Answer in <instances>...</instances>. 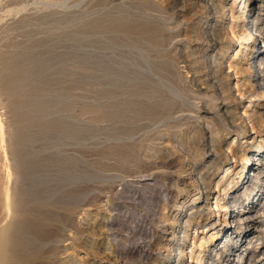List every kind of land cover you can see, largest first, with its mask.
Wrapping results in <instances>:
<instances>
[{
  "label": "rangeland",
  "instance_id": "374dc122",
  "mask_svg": "<svg viewBox=\"0 0 264 264\" xmlns=\"http://www.w3.org/2000/svg\"><path fill=\"white\" fill-rule=\"evenodd\" d=\"M200 1L208 12L217 1L231 5L232 17L227 10L226 16L199 15L194 0H0V225L9 219L20 224L31 243L21 259L198 264L188 258L194 251L199 264H237L239 255L243 264L264 249L260 228L240 248L226 241L245 232L239 217L229 214L250 211V223L264 226V124L255 132L246 119L251 110L264 113V98L256 89L252 102L236 87L264 67L253 62L255 53L264 55V36L255 34L252 51L244 48L237 37L246 36L252 19L239 18L231 0ZM261 5L255 15L264 23V0ZM229 26L234 38L218 39ZM235 64L242 74H234ZM198 78L216 88L220 115L233 126L225 134L219 135L223 123L200 93L190 103L203 105V121L178 112L189 106L183 92L204 90ZM246 155V162L240 159ZM162 165L172 168L165 176ZM188 167L199 190L187 178ZM131 172L141 176L105 178ZM241 174L245 179L236 182ZM6 185L10 211L4 208ZM194 192L198 203L190 200ZM219 195L230 206L223 218L231 230L197 253L192 242L219 224ZM113 204L117 210L110 212ZM187 222L185 255L177 257ZM107 224L120 239L108 238Z\"/></svg>",
  "mask_w": 264,
  "mask_h": 264
},
{
  "label": "bare ground",
  "instance_id": "6f19581e",
  "mask_svg": "<svg viewBox=\"0 0 264 264\" xmlns=\"http://www.w3.org/2000/svg\"><path fill=\"white\" fill-rule=\"evenodd\" d=\"M124 2V1H123ZM122 2V3H123ZM231 4H235L237 7V10H239V13L241 14L239 18L244 19L245 17L248 19H252L250 20V30L246 31L243 33L244 35H246L245 37L243 36L242 38V34L237 37L239 39H243V43H244V48H249L250 51H252L253 49V44L255 42V38L256 35H261L264 36V23L263 22H258V17L255 15L256 10H258V7H261L262 5V0H231ZM259 5V6H258ZM193 6L195 8V11L197 12V14L199 15H203V14H213L214 16L217 14H221L223 16H226L227 11H229V16L232 17V10L233 7L231 5H229L228 9H226V4L222 1H217V3L212 4V8L211 10H206V6L202 4V2L200 0H194L193 2ZM249 8V10L247 11L246 9ZM161 16V15H160ZM213 17V16H212ZM244 22V21H243ZM231 24V23H230ZM235 27V26H234ZM249 27V26H248ZM226 30V29H225ZM232 31V26H229V34L226 33V31L222 30L219 32V35L217 36L218 39L223 40L224 39H229L232 40L234 38ZM252 32H254L252 34ZM241 33V32H240ZM239 34V33H238ZM197 37H201V31H197ZM260 37V36H259ZM237 39V40H239ZM214 40V39H213ZM236 40V39H235ZM196 41V40H195ZM239 42V41H238ZM262 43L264 44V39H262ZM197 50V49H196ZM244 52V51H243ZM251 53V52H250ZM239 55L238 53H235V57ZM253 56V55H252ZM200 59V58H199ZM206 60V59H205ZM242 61V60H240ZM253 62L256 64V66L258 65H264V55H262V53H255V56L253 57ZM249 64L246 62V65ZM209 65V64H208ZM211 66V65H210ZM251 66V65H250ZM233 68L235 70L234 74L236 73H240L242 74L244 72V68L242 67V65H233ZM231 69V68H230ZM253 69V68H252ZM207 70V69H206ZM252 71V70H251ZM251 71L248 73L249 75H251ZM202 72V68H197V70H195V74H200ZM206 76V75H205ZM228 76V74H227ZM230 76V75H229ZM255 79L251 80L249 78L248 81H241V83L237 84L236 87L238 88L237 91L239 93L240 96L244 97L245 95H247V97H253L251 100L252 102L255 101L256 99H258V95L256 92V89L261 90V95L264 98V67L262 68V70L255 72L254 74ZM204 78H198L197 82H201L202 85H204V90H199V92H195L194 90H190L188 89L187 91L183 92L184 96H186L187 102H189V106L186 105H180V110L178 112H187L188 114H191L192 118L197 122L198 120H202V117L205 118L204 114H202L203 112H200L204 109V107H202L203 105H198V104H194V103H190V100H195V98H199L200 96L202 97V99H204L203 101L205 102V105L208 107V112L211 114L212 117H218V119L223 123L222 126H220L218 129V131L221 132V134H225L228 131L229 127H232V125H229L226 122V118L223 117V115H220V109H219V104L217 103L218 101V97L216 94H218L216 92V88L214 89V85L208 83L207 81L203 80ZM190 80V79H189ZM189 82V81H188ZM219 86H221V93L226 92V86L222 85V78L219 79ZM201 95H200V94ZM200 96H199V95ZM222 95V94H221ZM238 95V96H239ZM193 96H195V98H193ZM228 97V96H227ZM193 98V99H192ZM221 98V96H220ZM208 99V100H206ZM236 98L233 97L232 101H234ZM206 100V101H205ZM264 101V99L262 100V102ZM259 111V110H258ZM258 111L251 110L250 113L247 114L246 119L249 121V123L251 121H253V125L251 124V130H254L255 132H257L260 128V126L262 127V124H264V113L260 114ZM205 112V111H204ZM207 112V113H208ZM205 112V114H207ZM245 114V113H244ZM203 115V116H202ZM211 118V117H210ZM207 119V118H206ZM217 119V120H218ZM210 120V119H209ZM203 121V120H202ZM2 120L0 119V133L2 132ZM199 123V122H198ZM204 123V122H203ZM200 124V123H199ZM235 124V123H234ZM220 125V124H219ZM198 127V126H197ZM239 127V126H238ZM237 128V127H236ZM241 128V127H240ZM235 129V127H234ZM243 129L245 130V127H243ZM203 130V129H202ZM202 130L200 132H202ZM215 130V129H214ZM225 132V133H224ZM237 134V133H236ZM258 137V136H257ZM192 140V138H191ZM198 140V139H197ZM197 142V141H196ZM188 147V146H187ZM260 148H263V145L260 146ZM194 149V148H193ZM217 151H220V146L219 148H216ZM202 150V149H201ZM230 150V149H229ZM4 151V150H3ZM197 151V149H194V152ZM201 153V152H200ZM247 154V153H246ZM3 158L6 159L5 157V153H3ZM231 158H236L234 156H231ZM247 155L244 156L243 158H240L241 160L245 161L247 160ZM157 160V159H156ZM155 162V161H154ZM217 162V161H216ZM235 163V162H234ZM164 165V164H163ZM158 166L161 167L160 172H162V175L165 176L167 175V171L168 169H172L171 167H166V166ZM167 170V171H166ZM189 174H188V179L190 180V183L193 185L194 190H199L200 186L196 183V180L194 179V176L192 174V172L194 171L193 167H188ZM5 177H6V182L7 184L10 181V177H11V171H10V167L8 165H5ZM137 172V171H136ZM136 172H131L130 174H126L124 173V175H119V176H107L105 177L107 180H114V179H118V181H123L124 177H140V172H138L135 176ZM181 172V171H180ZM261 171H259L260 173ZM177 173V172H176ZM157 174V173H156ZM170 174V173H168ZM179 172L177 173V175L175 176L174 179V183L176 184L179 181ZM113 175V174H112ZM227 175V173H226ZM243 174H241L239 176V178H237V181H240L241 179H245L242 178ZM161 178V177H160ZM181 178V177H180ZM15 180V179H14ZM135 181V180H134ZM164 182V181H163ZM108 183V182H107ZM136 183H138L139 185L141 184L140 181H137ZM179 183V182H178ZM177 183V184H178ZM204 183L206 184L207 188L210 187V179H205ZM122 185V184H121ZM143 185V184H142ZM143 186H140V188H142ZM216 188V187H215ZM219 191V189H218ZM229 191V190H228ZM248 193V192H247ZM221 194L225 197L226 196V192H221ZM220 194V195H221ZM108 195V193H107ZM113 195V194H112ZM198 193L194 192L192 193V197H191V201L192 202H196L198 200ZM218 196L217 198H215V202H214V208L215 211L217 212V214L215 215V218L219 224L218 225H213L210 230L212 231L211 235L207 238H205L204 236L201 235V237H199V241L196 242H192V246L195 247V251L197 250V253L199 252H203L205 251V249L202 247L204 244L206 243H210V245H212V243L216 242L218 237L221 236L223 234L228 233L231 228L227 227V221L226 218H223L224 215H227L229 213V205L224 202L221 198V196ZM115 196V195H114ZM207 196H210V194H207ZM248 194H244V197H247ZM10 198H11V194L9 193V186L6 185L4 187V208L6 211H10ZM228 199V198H227ZM191 202V203H192ZM232 202V201H231ZM198 203V202H196ZM207 203V201H206ZM237 204V203H236ZM114 207L109 208V211L112 212L114 210H117V207L115 204H113ZM208 206V204H207ZM234 208H237V206L233 205ZM232 206V208H233ZM116 207V208H115ZM240 209V208H239ZM250 211H245L242 215L238 212V214L234 215L233 217L231 216V214H229V219L230 218H234V217H239V222L240 224L244 225L245 228V232L243 233V235L241 236V238L238 241H234L233 238L230 237L227 238L226 241H228V243H233L236 244L235 246H237L238 244V248L247 245L249 242H246L248 239L251 240V238L253 237V235L255 233H258L256 230L258 228H260L262 231L264 230V226L263 224H253L250 223L251 220L249 219L251 217L252 213H249ZM207 214V213H206ZM111 215V214H110ZM113 215V214H112ZM260 216L263 220H264V211L261 212ZM241 216H243V218H241ZM124 217V216H123ZM258 218L259 215L257 216ZM235 219V218H234ZM249 219V220H248ZM253 219V218H252ZM191 220V219H190ZM204 220V219H203ZM178 220H175V225L178 224L177 222ZM232 221V220H231ZM233 222V221H232ZM236 222V221H235ZM116 223V222H115ZM205 223V222H204ZM264 223V222H263ZM17 222L15 223L13 221V219H9L7 220L4 224L0 225V264H43V262L41 260H32L29 257L25 258V260L20 258V254H24L27 252V246H30V242L27 243L26 238L24 236V232L22 229H19L17 226H19L20 224L18 223L16 226ZM190 224L187 222L184 225V231H183V236L181 238L182 243L178 244L177 249H179V253L177 257H182L185 255L184 252V241L187 239L188 237V231L186 230L188 228ZM205 226V225H204ZM221 226V227H219ZM16 228V229H15ZM234 229V228H233ZM216 230V231H215ZM106 231H107V236L108 238H111L110 240L113 242L116 239L119 238V234L117 231H114L112 228V224H107L106 225ZM175 237V236H174ZM235 238V237H234ZM120 239V238H119ZM253 239V238H252ZM194 240V239H193ZM53 241V240H52ZM119 241V240H118ZM58 242V241H57ZM120 242V241H119ZM227 243V244H228ZM227 244L222 245V249L227 247ZM232 244V245H233ZM250 244V243H249ZM43 245V243H42ZM195 245V246H194ZM57 246V245H56ZM115 247V246H114ZM167 248V247H166ZM140 250V249H139ZM221 250V249H220ZM51 251H54V249L52 248ZM173 251V250H172ZM195 252L194 251H190V253L188 254V258H193L195 259V261L199 264L202 258L199 257H194ZM197 255V254H196ZM264 249H262V247L260 248V250L257 251V253H253L250 254L249 256L252 257V260L250 262L247 263V261H244L243 264L247 263V264H264V262H262L264 260ZM243 256V255H242ZM27 259V260H26ZM207 259V258H206ZM120 261V260H119ZM242 257L241 255L238 256V261L237 264H242ZM223 263V262H222ZM163 264H168L167 260H165V262ZM174 264V263H173ZM178 264V263H177ZM208 264H214L212 261H210ZM225 264V263H224Z\"/></svg>",
  "mask_w": 264,
  "mask_h": 264
}]
</instances>
